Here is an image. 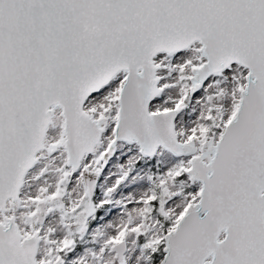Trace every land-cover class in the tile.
<instances>
[{"label":"snow or ice","instance_id":"obj_1","mask_svg":"<svg viewBox=\"0 0 264 264\" xmlns=\"http://www.w3.org/2000/svg\"><path fill=\"white\" fill-rule=\"evenodd\" d=\"M0 264H264V0H0Z\"/></svg>","mask_w":264,"mask_h":264}]
</instances>
